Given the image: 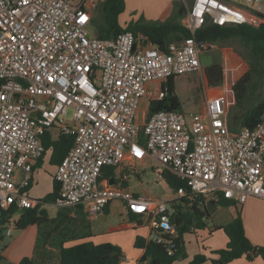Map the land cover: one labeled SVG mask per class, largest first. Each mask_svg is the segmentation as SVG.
<instances>
[{
	"label": "built area",
	"instance_id": "2783aa9c",
	"mask_svg": "<svg viewBox=\"0 0 264 264\" xmlns=\"http://www.w3.org/2000/svg\"><path fill=\"white\" fill-rule=\"evenodd\" d=\"M260 1L192 0L181 18L191 35L163 50L129 30L114 38L89 36L98 0H0V221L13 205L38 206L29 185L35 161L46 151L44 135L52 129L74 136L54 174L60 192L53 204L83 206L95 217L122 201L127 214L149 218L155 242L177 233L168 202L101 179L105 166L122 164L141 133L160 164L158 173L168 170L185 182L174 196L187 207L203 210L220 195L240 204L264 199V113L255 127L231 132L224 92L207 97L196 114L163 110L138 121L143 99L162 98L168 77L202 69L201 52L215 45L198 41V30L259 27ZM70 107L74 119L66 122L61 116ZM9 216L7 235L16 223Z\"/></svg>",
	"mask_w": 264,
	"mask_h": 264
},
{
	"label": "trees",
	"instance_id": "16d2710c",
	"mask_svg": "<svg viewBox=\"0 0 264 264\" xmlns=\"http://www.w3.org/2000/svg\"><path fill=\"white\" fill-rule=\"evenodd\" d=\"M100 9L101 18L94 17L93 22L96 26V35L101 38H114L121 32L129 30L135 33V35H147L161 49L166 50L167 45L170 42L181 41L185 37L191 35L190 31L181 24V18L186 10L184 3H179L177 5V10L171 15V17L164 21L138 20L128 23L126 27H123L119 22V15L125 9V0H103ZM196 38L198 41H217L239 38L246 46L252 48L256 57L264 60V23L259 27L247 24L233 26L207 25L196 32ZM192 72L195 71L173 74L163 82L162 90L164 95L162 98L150 99L147 119H149L154 113L163 110L177 111L186 115H193L203 109L204 106H200V104L194 100L200 97L205 99L203 81L201 89L198 85H187L186 89L184 86V90L179 91L177 86L178 78L183 75L189 77V73ZM205 74L209 84L212 86L222 85L225 80L224 68L220 63H214L205 67ZM248 77V75L241 77L233 85V92L238 106H241L245 99L248 88ZM184 103L188 106V110H184ZM263 113L264 99L248 108L240 116L236 114L233 118V123L239 121V128L245 126L253 128L261 120ZM232 124H230V127ZM231 129V132L237 131L232 127ZM140 136V143L145 145L143 133H141ZM43 140L46 151H51V164L58 165L72 148L74 136L59 133L58 136L53 139L51 133L47 131ZM116 169L117 166H105L102 171V181H108V183H110L111 180H113L116 183ZM162 177L166 180L173 191H177L179 187L185 184L184 181L168 170L164 171ZM31 186L32 181L29 185V189ZM59 192L60 184L55 179L54 175L53 191L45 196L44 201L53 202L58 197ZM213 202L224 207L236 206L235 217L228 224L222 227H217L224 229L229 241L225 248L212 251L213 254L218 256L217 259L209 258L204 253H198L190 261V264H203L208 260L213 264H218L221 261L224 262V264H227L228 262L241 258L244 255L250 260H253L254 257L257 256H260L264 260V246L253 244L246 235L242 209L239 207V203L235 200L226 199L221 195ZM171 205L173 208L171 220L175 223L179 222L176 224V235H163V242H155L152 239L147 240L138 236L134 245L135 247L144 250L140 262L147 260L149 264H151L152 261H154V264H173L180 258H186L187 249L184 235L189 232H194L197 229H203L207 226L205 220L206 217H201L199 213L200 209L195 205L186 207V209L183 208L185 206L184 199H174L171 201ZM15 213H19L20 215L15 223L18 230L24 229L32 224L41 225L48 219L46 211L41 209L40 205L35 208H18L16 205H13L6 211L4 218L0 221V240L4 237L3 227L9 222L7 219L8 216L10 214L14 215ZM105 213H107V210ZM129 216L134 220L138 217V214L130 212ZM51 221L54 222L55 219H51ZM177 236H181L182 238L181 246L170 253L167 244L173 241ZM123 256L122 250L112 243L106 242L95 244L91 241H85L70 247H62L59 254V264H119L122 261ZM20 264L37 263L33 258L26 257Z\"/></svg>",
	"mask_w": 264,
	"mask_h": 264
},
{
	"label": "crops",
	"instance_id": "0c3cea01",
	"mask_svg": "<svg viewBox=\"0 0 264 264\" xmlns=\"http://www.w3.org/2000/svg\"><path fill=\"white\" fill-rule=\"evenodd\" d=\"M176 2L177 0H165L161 3H154L147 9V12L150 13L147 15L145 13L143 14L148 21H164L171 17V15L177 10L178 3L175 5ZM128 3V0H125V6L126 4L128 6ZM257 9L259 13L264 16V0L257 3ZM142 10L143 8H140V10L136 11L137 13H140ZM151 86L157 88L158 83H153ZM224 92H228V89H224L222 85L212 86L208 82L204 85L205 99L203 100L202 105L204 106L207 97ZM150 99L149 96L143 99V101L147 100V107L144 110L143 121H139L140 123H145L147 119ZM49 132L53 139L58 136V131L56 129H52ZM140 142L141 138L139 143L132 145L127 150L125 159L116 169L117 182L115 183L113 181L110 184L113 186L126 187L137 196L150 197L155 200H165L167 202L176 199L175 196L159 197L154 193H150L148 186L143 188L144 193L135 189L138 185H144L145 180L152 182L154 179L157 180L159 176L162 177L158 173L160 164L153 159V157L147 152L145 146ZM133 152L135 155H133ZM50 156L51 151H45V154L35 161L33 182L28 191L31 197L36 196L38 193L41 186L40 180L42 179V176L47 177L46 182L48 184V187L44 192L45 194L43 195H48L53 191L54 174L57 165L51 164ZM19 174L21 176L22 172H19ZM37 201L39 202L38 205H40V208L46 211L48 219L44 221L43 226L42 224H32L20 230L15 226L12 233L7 237V243L3 244L2 251H0V264H20L26 257L33 258L37 264H59V254L62 247H70L85 241H91L95 244L109 242L121 247L124 256L119 264H149L147 260L140 262L144 250L135 247L134 243L138 236L151 240L155 234V230L152 229L150 223L148 224L145 222L144 217H146V215H138L136 219H131L126 212L122 201L111 202L106 208L107 213L104 212L103 214H110L113 210L114 204L120 202L129 221H123L119 226L110 228L109 231L105 230L102 234L98 231L91 230L90 223L87 221L95 220L98 216H90L83 206L59 208L55 206L53 202L42 200ZM260 202L264 204V199L250 197L245 203H239V207L242 209L246 235L255 245L258 241L253 234L252 224L256 221L264 222V208L262 211L258 208ZM49 205L57 210L56 215L52 214V211L50 210L51 208H48ZM186 207L187 206L185 205L183 208L186 209ZM235 215L236 206L224 207L217 205L215 211L205 218L207 226L203 228L205 229L204 232H198L197 229L194 232L186 233L195 234L197 243L193 248L186 247L187 257L185 258V261L188 262L187 264H190V261L198 253H204L212 258H218V256L213 254L212 251L225 248L229 238L223 228L217 227H222L228 224ZM19 216V214L16 217L13 216V219L16 221ZM9 218L10 216H8V219ZM51 219H55V221L52 222ZM4 228L5 227H3V229ZM15 229L17 231H15ZM206 232L208 235H206ZM204 237H207L206 241L203 239ZM126 239L129 241L130 247L124 246L126 245L124 243ZM131 245H133V247ZM245 258H247L246 255L234 259L232 260L234 262H228L227 264H264V260L258 256L254 257L252 262H248V260L245 261ZM177 262L178 260L173 264H177ZM203 264L213 263L209 260Z\"/></svg>",
	"mask_w": 264,
	"mask_h": 264
},
{
	"label": "rangeland",
	"instance_id": "374dc122",
	"mask_svg": "<svg viewBox=\"0 0 264 264\" xmlns=\"http://www.w3.org/2000/svg\"><path fill=\"white\" fill-rule=\"evenodd\" d=\"M98 1H99L98 6L94 9L93 18L94 17L101 18L100 8H101V3L103 0H98ZM162 1H165V0H128L129 2L128 6L126 4L124 11L119 15L120 24L125 27L128 23L132 21L147 20L143 13L147 15L148 13H150V12H147V9L150 8L152 4L161 3ZM191 1L192 0H177L175 5L177 3L178 4L179 3L189 4L191 3ZM140 8H143V10L140 13H137L136 10H140ZM95 27L96 26L94 22H91L90 25H88L87 31H88L89 36L96 35ZM213 43L215 45L213 49L208 50V51H203L200 54L201 62H202L201 63L202 69L189 73L190 75L189 77L183 75L180 78H178L177 86H178L179 91H183L184 86L186 89L187 85H192V86L198 85V87L201 89L202 81L204 85L208 83V80L205 74V67L212 65L214 63H220L223 66L224 72H225V80L222 83V87L224 89L225 88L228 89V93H229L228 95L230 97L229 98L230 104L228 107V114H227L228 126L230 129L232 127L234 130H238L240 126L239 121H236L233 123L234 116L236 114L240 116L248 108L259 103L261 100L264 99V60H261L258 57H256L253 53L252 48L250 46H246L239 38L217 40V41H213ZM247 75L249 77H248V88H247V92L245 95V99L242 105L238 106L234 92H233V85L241 77L247 76ZM150 98L155 99V96H152ZM194 100H196V102L200 104V106H202L203 104L202 102L204 99L203 97H200ZM146 107H147V100H144L142 102L141 109L138 112V121L140 122L143 121L144 110ZM187 108L188 106L185 105L184 103V110H188ZM74 112H75L74 108L70 107L67 111V114L64 116H61V118L64 119L66 122H72L74 119ZM230 124H232L231 127H230ZM46 179H47L46 176H42V179L40 180L41 186L38 190V193L36 194V196H33V198L44 201L46 195H43V194H45L44 192L48 187ZM148 181L149 180H145L144 185H138L136 186L135 189L139 190V192L141 193H144L143 188L148 186L149 192L154 193L155 195L159 197L174 196L172 189L170 188L166 180H164L162 177L159 176L157 180L154 179L152 182L150 181L148 182ZM168 206L170 209H173L171 205V201H168ZM48 208H51L50 210L52 211V214L56 215L57 210L54 207H51L49 205ZM258 208L262 211V209L264 208V204L260 202L258 204ZM18 214L19 213H15L14 216L16 217L18 216ZM97 216H98L97 219L88 220L87 222L90 223L91 230L98 231L100 232V234L105 232V230L109 231L110 228L119 226L120 224H122L123 221H129V218L125 214L124 210L122 209V204L120 202H117L114 204L113 210L110 214H107V215L99 214ZM144 220L145 222L149 224V218L147 216L144 217ZM43 225L44 223H42V226ZM252 229H253V234L256 240L258 241L256 245L264 246V222H257V221L254 222L252 224ZM204 230L205 229H198L197 231L204 232ZM15 231L17 230L15 229ZM206 235H208L207 232H206ZM3 236H4L3 239L0 240V251H2L3 244L7 243L8 241V238H7L8 235L5 233L4 229H3ZM203 239H205L206 241L207 237H204ZM184 240H185V244L187 248H193L197 244L195 234H186L184 237ZM124 243L126 244L124 246L130 247V243L127 239L124 241ZM97 244H100V243H97ZM131 246L133 247V245ZM119 248L121 249V247ZM209 258H212V257H209ZM246 260H248V262H252V260L248 258H245V261ZM231 262H234V261H230L229 263ZM187 263L188 262L185 261V258H180L177 262V264H187Z\"/></svg>",
	"mask_w": 264,
	"mask_h": 264
},
{
	"label": "water",
	"instance_id": "95a60500",
	"mask_svg": "<svg viewBox=\"0 0 264 264\" xmlns=\"http://www.w3.org/2000/svg\"><path fill=\"white\" fill-rule=\"evenodd\" d=\"M113 180H111L110 183H112ZM217 208V204L215 202H211L207 205V207L203 210H200L199 213L201 215V217H207L209 216L210 214H212L215 209ZM179 223V222H177ZM181 236H177L173 241L169 242L167 244V247L172 250V251H175L176 249H178L180 246H181ZM151 264H154V261H152ZM219 264H223V262L219 263Z\"/></svg>",
	"mask_w": 264,
	"mask_h": 264
}]
</instances>
